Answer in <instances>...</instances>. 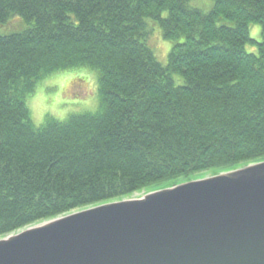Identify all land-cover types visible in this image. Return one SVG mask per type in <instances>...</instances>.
<instances>
[{
  "label": "trees",
  "instance_id": "obj_1",
  "mask_svg": "<svg viewBox=\"0 0 264 264\" xmlns=\"http://www.w3.org/2000/svg\"><path fill=\"white\" fill-rule=\"evenodd\" d=\"M191 2L0 0V27L23 24L0 29V237L264 159V0ZM253 22L259 54L246 50ZM153 26L175 42L167 65L148 44ZM81 67L98 72L99 110L36 126L27 97Z\"/></svg>",
  "mask_w": 264,
  "mask_h": 264
},
{
  "label": "water",
  "instance_id": "obj_2",
  "mask_svg": "<svg viewBox=\"0 0 264 264\" xmlns=\"http://www.w3.org/2000/svg\"><path fill=\"white\" fill-rule=\"evenodd\" d=\"M176 179L0 237V264H264V159Z\"/></svg>",
  "mask_w": 264,
  "mask_h": 264
},
{
  "label": "rangeland",
  "instance_id": "obj_3",
  "mask_svg": "<svg viewBox=\"0 0 264 264\" xmlns=\"http://www.w3.org/2000/svg\"><path fill=\"white\" fill-rule=\"evenodd\" d=\"M191 4L204 11H210L214 0H192ZM220 24L232 25L233 23L222 20ZM22 26L21 21L15 18L9 25L0 27V29L10 32L20 30ZM262 33L263 28L260 23L250 24V37L254 42L247 44V52L259 54V44L263 41ZM182 41L183 39L180 40ZM148 44L159 61L167 65L175 42L165 40L159 27L153 26ZM174 80L177 85H183L185 82L180 75H175ZM26 102L36 126H41L47 118L64 121L74 114L96 112L100 108L98 72L87 67L55 72L37 84L35 92L27 97ZM205 174L209 173L204 172L194 174V176ZM181 178L178 179L181 180ZM171 181L174 180L164 181L154 186H164Z\"/></svg>",
  "mask_w": 264,
  "mask_h": 264
},
{
  "label": "clouds",
  "instance_id": "obj_4",
  "mask_svg": "<svg viewBox=\"0 0 264 264\" xmlns=\"http://www.w3.org/2000/svg\"><path fill=\"white\" fill-rule=\"evenodd\" d=\"M39 122V121H38Z\"/></svg>",
  "mask_w": 264,
  "mask_h": 264
}]
</instances>
